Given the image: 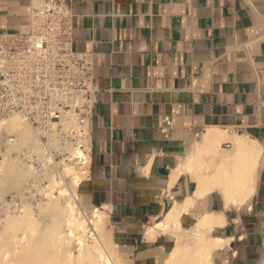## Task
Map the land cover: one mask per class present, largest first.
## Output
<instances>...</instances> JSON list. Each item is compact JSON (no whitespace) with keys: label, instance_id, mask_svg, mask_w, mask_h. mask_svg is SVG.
<instances>
[{"label":"crops","instance_id":"obj_1","mask_svg":"<svg viewBox=\"0 0 264 264\" xmlns=\"http://www.w3.org/2000/svg\"><path fill=\"white\" fill-rule=\"evenodd\" d=\"M34 1L0 0V32H26ZM67 4L72 49L90 63L95 89L80 192L106 212L122 262L165 263L173 235L148 239L145 229L176 203L184 230L221 212L211 235L229 241L214 264H264V0ZM207 129L253 141L254 192L241 208H226L218 189L197 195L221 160Z\"/></svg>","mask_w":264,"mask_h":264},{"label":"bare ground","instance_id":"obj_2","mask_svg":"<svg viewBox=\"0 0 264 264\" xmlns=\"http://www.w3.org/2000/svg\"><path fill=\"white\" fill-rule=\"evenodd\" d=\"M86 123L74 110L47 132L33 127L19 112L0 117V264H122L112 230L105 225L106 212L85 205L80 192L88 175ZM210 131L211 151L221 160L208 179L198 181L197 195L218 189L226 208H241L254 192L253 141L220 129ZM225 140L232 143L229 150L220 147ZM26 183L30 198L43 196L35 206L24 199ZM11 193L13 198L7 201ZM220 214L204 215L196 226L184 230L175 203L162 221L145 229V235L149 239L158 232L173 235L175 246L164 264H214L216 250L229 241L211 235L222 225Z\"/></svg>","mask_w":264,"mask_h":264},{"label":"built area","instance_id":"obj_3","mask_svg":"<svg viewBox=\"0 0 264 264\" xmlns=\"http://www.w3.org/2000/svg\"><path fill=\"white\" fill-rule=\"evenodd\" d=\"M40 1L26 32H0V117L19 112L47 132L70 110L86 119L95 89L90 63L72 49L67 0Z\"/></svg>","mask_w":264,"mask_h":264},{"label":"rangeland","instance_id":"obj_4","mask_svg":"<svg viewBox=\"0 0 264 264\" xmlns=\"http://www.w3.org/2000/svg\"><path fill=\"white\" fill-rule=\"evenodd\" d=\"M88 144V143H87ZM60 157H56V159L58 160ZM28 185V183H26L25 185H24V199H28V201L29 202H31L32 203V205L33 206H35L36 205V203H37V201L39 200V199H43V196H41L40 194L39 195H37L34 199H32V198H30V195H29V193H28V190H26L25 189V187ZM13 195H14V193H11V194H8L7 195V197H6V200L7 201H9V200H11L12 198H13ZM18 199L16 198V203H18ZM105 225H106V227H109L108 226V219L106 220V223H105ZM157 231H159V230H157ZM159 233V232H158ZM158 233H156L155 235H157ZM147 237V236H146ZM148 238V237H147ZM149 239V238H148ZM119 254V253H118ZM122 264H124L123 262H122Z\"/></svg>","mask_w":264,"mask_h":264}]
</instances>
